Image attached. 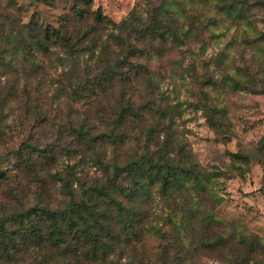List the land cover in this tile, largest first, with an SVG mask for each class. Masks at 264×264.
<instances>
[{
    "label": "trees",
    "instance_id": "1",
    "mask_svg": "<svg viewBox=\"0 0 264 264\" xmlns=\"http://www.w3.org/2000/svg\"><path fill=\"white\" fill-rule=\"evenodd\" d=\"M72 1L76 6L73 16H63L57 27L39 21L36 13L25 23L10 14L11 20H0V79H5L0 86V138L4 134L3 108L20 101L24 110L29 109L28 85L24 82L20 86V80L37 79L38 85H46L47 93L55 88L51 96L55 98L66 92L61 79H79L71 95L91 102L90 115L77 128L70 126L73 146L87 153L83 164L67 165L63 173L52 171L59 161L58 151L50 146L41 150L28 142L15 151L11 169L4 167L11 155H0V264H123V259L124 264H140L133 257L142 241L154 194L166 206L172 203L180 210L183 230L190 226L199 229L207 240L205 233L215 219L202 208V202L213 200L208 183L216 175L201 169L184 146L171 149L174 117L168 107L161 110L154 102L140 104L122 95L112 96L115 87L121 91L128 79H156L148 66L139 62L155 56L158 49L154 45L180 43L169 0L146 2V24L138 2L126 19L114 23L100 8L91 9L93 0ZM187 1L204 6L214 0ZM34 3L54 7V0ZM180 10L184 13L185 9ZM188 31L181 30V35L187 37ZM58 68L61 73L54 77L51 72ZM204 107L209 124L219 130L221 123L214 118L218 112ZM127 122L143 124L144 142L141 155L122 160L116 152L129 139ZM98 127L105 131L94 135ZM104 143L115 150L107 161L97 149ZM68 149L63 147L61 152L70 156L73 149ZM86 164L100 170L103 179L85 173ZM31 178L39 185L34 190L35 202L28 204L25 196L31 189ZM55 189L66 198L62 207L50 203L51 190ZM170 212L162 217L169 224L173 222ZM154 231L164 238L160 231ZM227 243L218 237L213 242H199L195 248L219 253ZM238 244L243 248L239 253L231 252L230 263L253 264V242L241 240ZM167 251V247L162 248L159 264H186L181 255L169 257Z\"/></svg>",
    "mask_w": 264,
    "mask_h": 264
},
{
    "label": "rangeland",
    "instance_id": "2",
    "mask_svg": "<svg viewBox=\"0 0 264 264\" xmlns=\"http://www.w3.org/2000/svg\"><path fill=\"white\" fill-rule=\"evenodd\" d=\"M8 1L12 3L10 7ZM147 1L93 0L91 9L100 8L103 15L119 23L138 2L141 20L146 24ZM173 1L169 0V6L175 12L180 43L154 45L158 49L155 56L139 62L148 66L156 79H128L121 91L115 87L112 96L122 95L140 104L154 102L161 110L168 107L174 117L171 149L176 151L178 144L184 146L201 169L216 175L208 183L213 200L202 202V208L212 213L215 220L205 233L206 240L199 229L190 226L183 230L180 210L172 203L167 204L168 210L162 198L154 194L151 214L133 258L140 264H159L162 248L167 247L169 257L178 253L186 264H231V252L242 250L238 242L244 240L254 244L252 263L264 264V0H214L204 6L191 5L187 0ZM75 9L72 0H54V7L34 0H0V20L6 22L14 17L25 23L36 13L39 21L57 27L60 19L72 17ZM181 30H189L187 37L181 35ZM60 73L61 68L51 72L54 77ZM25 80H20V86L27 82L29 109L24 110L20 101L10 102L2 109L0 155H11L4 167L12 168L15 151L27 142L41 150L50 146L58 151L59 161L52 171L63 173L67 165L81 161L83 164L87 153L73 146L70 132V126L77 128L90 115L89 99L70 92L79 79H61L66 92L55 98L51 97L55 88L47 93L46 85H38L37 79ZM4 82L0 79V86ZM204 106L218 112L214 118L221 123L220 131L209 124ZM125 125L129 139L116 152L122 160L141 155L144 142L143 124ZM98 129L94 135L105 131ZM63 147L73 149L70 156L61 152ZM97 149L106 155L104 161L115 153L108 143ZM233 155L247 156L249 160L245 162ZM86 165L85 173L89 172L93 179H103L100 170ZM30 185L25 200L33 204L39 182L31 178ZM65 201L56 189L51 190L53 207H62ZM169 212L171 224L163 220ZM218 237L228 241L222 252L195 248L199 242H213Z\"/></svg>",
    "mask_w": 264,
    "mask_h": 264
}]
</instances>
